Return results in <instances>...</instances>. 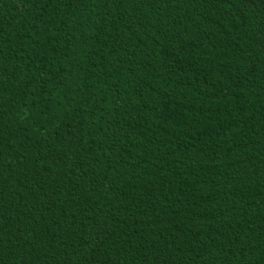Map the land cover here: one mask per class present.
Masks as SVG:
<instances>
[{
    "label": "trees",
    "instance_id": "16d2710c",
    "mask_svg": "<svg viewBox=\"0 0 264 264\" xmlns=\"http://www.w3.org/2000/svg\"><path fill=\"white\" fill-rule=\"evenodd\" d=\"M0 264H264V0H0Z\"/></svg>",
    "mask_w": 264,
    "mask_h": 264
}]
</instances>
